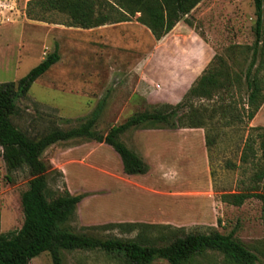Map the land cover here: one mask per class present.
<instances>
[{
  "label": "rangeland",
  "instance_id": "1",
  "mask_svg": "<svg viewBox=\"0 0 264 264\" xmlns=\"http://www.w3.org/2000/svg\"><path fill=\"white\" fill-rule=\"evenodd\" d=\"M26 1L5 2L7 7L0 3V83L18 82L56 48L61 57L17 101L11 119L28 137L69 131L100 107L96 130L103 135L152 106L185 103L187 111L193 104L203 106L206 117L213 116L204 129L185 128L179 122L175 129L147 124L124 133L122 141L146 162L145 175H126L119 156L104 143L73 139L49 147L42 156L48 166V198L66 192L83 196L70 222L72 229L101 239L138 240L156 246L188 234L234 231L235 238L257 254V264H264L262 202L252 198L236 207L222 201L228 193L264 195V177L259 178L264 171L259 150L264 104L252 121L246 117L244 79L252 60L248 48L257 43L258 12L253 0H204L190 14L196 33L213 48L212 60L218 57L227 64L205 67L203 59L201 65L191 66L195 57L186 55L187 68L194 75L187 91L171 77L176 68L169 62L178 50L149 58L156 40L137 22L139 14L121 26L86 31L65 25L68 20L63 14H48V22L29 20ZM192 36L196 37L182 21L169 43L181 49L179 41L189 45ZM231 46L234 50L238 46L235 54L229 52ZM227 55L233 57L234 66ZM207 136L213 140L209 146ZM247 141L254 154L248 152L244 162ZM30 180L25 166L8 170L0 148L4 235L23 225L21 199ZM63 256L64 264H120L99 250L65 251ZM204 261L229 264L219 253ZM30 264L53 262L50 253L44 252Z\"/></svg>",
  "mask_w": 264,
  "mask_h": 264
},
{
  "label": "trees",
  "instance_id": "2",
  "mask_svg": "<svg viewBox=\"0 0 264 264\" xmlns=\"http://www.w3.org/2000/svg\"><path fill=\"white\" fill-rule=\"evenodd\" d=\"M203 1L28 0L26 13L29 20L40 22H48V14H63L68 20L65 25L82 30L129 22L139 14L137 22L149 29L156 41H160L182 21L192 27L188 17ZM253 2L258 12L257 43L248 48L252 53V60L244 79L248 90L246 117L249 121L255 118L264 104V0ZM232 47L229 52L235 54L238 46H234L235 50ZM227 58L234 66L233 57L227 55ZM60 59L56 48L18 82L0 83V148L3 150V158L9 171H16L25 166L31 175L28 189L21 199L24 214L21 229L8 235L2 234L0 215V264H30L44 252L50 253L53 264H64L63 252L76 250L103 251L113 256L120 264H155L161 260L169 264H209L204 260L212 253L221 254L229 264H257V254L237 240L234 231L228 235L218 231L209 234H188L177 237L168 245L156 246L138 240L101 239L72 229L70 222L82 203L83 196L66 192L55 199L48 198V166L43 162L42 156L49 147L73 139L104 143L119 156L126 175H145L148 166L139 154L122 141L121 136L124 133L147 124L175 129L179 122L185 128L204 129L213 116L206 117L203 106L195 107L193 104L189 105L187 111L183 110L185 103L175 106H152V109L132 115L126 122L112 127L103 135L96 130L101 114L100 107L76 128L69 131L54 130L38 139H32L15 127L11 118L17 112L18 99L27 95L34 82ZM212 64L225 66L227 63L216 57ZM219 110L227 111V108L220 107ZM211 144L213 140L207 136V145ZM259 150L264 157V134L261 136ZM248 152L254 154V147L249 141L245 145L242 161L248 160ZM260 174L261 180L264 171ZM252 198H258L263 204L264 224L263 194L228 193L222 196V201L241 207Z\"/></svg>",
  "mask_w": 264,
  "mask_h": 264
},
{
  "label": "crops",
  "instance_id": "3",
  "mask_svg": "<svg viewBox=\"0 0 264 264\" xmlns=\"http://www.w3.org/2000/svg\"><path fill=\"white\" fill-rule=\"evenodd\" d=\"M13 1H16L18 2L19 0H0V3L4 4L3 6H10V5H7L5 2H13ZM210 2L212 0H209ZM204 2V1H203ZM203 2L196 8L194 9L191 14L194 12V11H197V9H199V7L203 4ZM26 3H28V0L26 1ZM182 22H180L178 24V26L181 24ZM124 23H120L119 25L118 24H115L116 26H121L123 25ZM115 25H106V26H103V27H99V28H96V29H92V30H86V31H98V30H101V29H105V28H109V27H112V26H115ZM176 26L166 37H164L162 40L160 41H156V44L154 46V49L151 51L150 55H149V58H151L152 56H155L157 54H159V52L161 51H168V50H178V56H175L174 58L171 59V61L169 62V64L175 66L176 68V71L171 75V77H173V79L178 82V85L185 91H187L191 86L189 85V83L191 82V79L194 77V75H192V72L191 70H189L187 68L188 66V60L187 63L186 61L184 60L186 58V55H187V58H191V57H195V59H192L191 60V66L194 65V66H198V65H201L203 63V59L206 61V63L204 64L205 67L208 66V64L212 63L214 60H212L213 58L210 56L211 55V52L213 50L212 46L209 44V42H206L202 37H200V35L198 33H196V31L194 30V26L192 25V27H188L191 29V31L193 32V34L196 36H192V39L188 42L189 45H184L181 41L180 42V47L181 49H178V47L172 45L171 43H169V40H170V37L171 35L176 31L177 27ZM77 29V28H75ZM82 30V29H81ZM176 36L179 37V35L177 34ZM181 40L183 38L179 37ZM186 46V47H185ZM183 49L187 52V54H185L186 52L183 51ZM208 56V57H207ZM215 57V56H213ZM210 61V62H209ZM196 71V70H195ZM189 81V82H188ZM188 82V85H186Z\"/></svg>",
  "mask_w": 264,
  "mask_h": 264
},
{
  "label": "built area",
  "instance_id": "4",
  "mask_svg": "<svg viewBox=\"0 0 264 264\" xmlns=\"http://www.w3.org/2000/svg\"><path fill=\"white\" fill-rule=\"evenodd\" d=\"M0 14H1V12H0ZM8 20V19H7Z\"/></svg>",
  "mask_w": 264,
  "mask_h": 264
}]
</instances>
